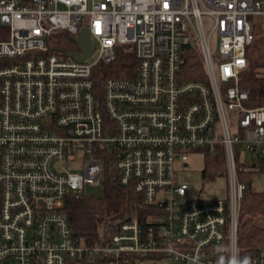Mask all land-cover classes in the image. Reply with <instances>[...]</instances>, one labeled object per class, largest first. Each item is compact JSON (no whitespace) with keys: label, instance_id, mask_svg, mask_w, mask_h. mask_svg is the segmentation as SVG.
I'll use <instances>...</instances> for the list:
<instances>
[{"label":"built area","instance_id":"2783aa9c","mask_svg":"<svg viewBox=\"0 0 264 264\" xmlns=\"http://www.w3.org/2000/svg\"><path fill=\"white\" fill-rule=\"evenodd\" d=\"M256 17L264 26V0H0V264H264L240 250V174L264 159V104L241 85ZM84 28L86 60L53 51L55 33ZM120 45L135 76L98 83ZM194 151L225 159L226 198L188 199L176 166ZM107 161L153 212L88 244L66 207L104 185Z\"/></svg>","mask_w":264,"mask_h":264},{"label":"trees","instance_id":"16d2710c","mask_svg":"<svg viewBox=\"0 0 264 264\" xmlns=\"http://www.w3.org/2000/svg\"><path fill=\"white\" fill-rule=\"evenodd\" d=\"M257 39L254 44H257ZM75 42L69 35L63 32L54 34L51 40V48L58 53L75 50ZM189 67L200 68L203 76V68L199 54H191ZM137 58L130 45H120L117 47L116 58L106 64L100 63L95 69V79L98 83L103 82L109 77H133L136 74ZM195 75H193L194 77ZM197 76V77H198ZM196 77V76H195ZM241 85L248 90L250 100L249 106H261L264 104V56H252L249 54V63L246 70L241 75ZM217 172L225 173L226 161L219 157L210 160ZM111 162H106L105 182L106 192L101 197L86 195L81 198H73L68 201L67 214L72 226L74 235L82 238L88 244H95L102 234L100 226H104L106 236L115 234L120 224L138 219L145 223L153 210L144 202L141 194L136 192L131 186L122 185L116 178L115 171L112 169ZM260 171L264 172V159L260 161ZM252 169L241 172L240 177L246 183V189L241 206V218L243 221V230L240 237L241 254H252L258 251H264V228L258 225H264V190L258 191L252 185ZM206 176V170L203 172ZM146 224V223H145ZM152 257H163L149 255L145 257L129 256L124 258L122 264H137V259ZM93 264H103L100 259ZM83 263V264H92Z\"/></svg>","mask_w":264,"mask_h":264},{"label":"rangeland","instance_id":"374dc122","mask_svg":"<svg viewBox=\"0 0 264 264\" xmlns=\"http://www.w3.org/2000/svg\"><path fill=\"white\" fill-rule=\"evenodd\" d=\"M258 20L256 26L257 44L253 45L249 54L252 56H264V26L262 25L261 18L256 17ZM95 44V40H93ZM75 50H79L75 43ZM204 154L194 151L189 154V164L184 166L182 163H177L176 166V180L179 184H187L188 199H205L214 200L226 198L229 193V180L227 173L217 172L214 164ZM206 170V176L203 172ZM251 173L252 185L258 190H264V172L258 169H252ZM106 187L100 185H87L85 191L88 195L101 197L106 192ZM70 264H83L79 262H71ZM93 264V263H92ZM137 264H178L168 256L163 257H150L145 259H137Z\"/></svg>","mask_w":264,"mask_h":264},{"label":"water","instance_id":"95a60500","mask_svg":"<svg viewBox=\"0 0 264 264\" xmlns=\"http://www.w3.org/2000/svg\"><path fill=\"white\" fill-rule=\"evenodd\" d=\"M70 39L77 44L79 50L67 51L65 52L67 56L73 58L75 61L82 62L92 55V40L88 28L82 29L78 37L70 36Z\"/></svg>","mask_w":264,"mask_h":264},{"label":"crops","instance_id":"0c3cea01","mask_svg":"<svg viewBox=\"0 0 264 264\" xmlns=\"http://www.w3.org/2000/svg\"><path fill=\"white\" fill-rule=\"evenodd\" d=\"M259 218H264V217L260 216V217L256 218V219H255L256 223H257V219H259ZM257 225H258V223H257ZM258 226L264 228V225H262V226H261V225H258Z\"/></svg>","mask_w":264,"mask_h":264}]
</instances>
